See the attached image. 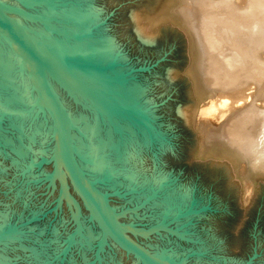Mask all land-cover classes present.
Masks as SVG:
<instances>
[{
  "label": "rangeland",
  "instance_id": "obj_1",
  "mask_svg": "<svg viewBox=\"0 0 264 264\" xmlns=\"http://www.w3.org/2000/svg\"><path fill=\"white\" fill-rule=\"evenodd\" d=\"M14 1L7 3L47 15L57 28L63 27L58 13L72 7L91 10L95 17L90 39L95 35L112 42L107 72L118 75L119 83L141 89L130 104L139 111L133 121L121 116L112 120L118 126L128 124L134 132L130 136L117 127L120 143L127 144L126 160L116 161L107 150L84 155L94 159L86 162L101 169L91 175L103 178L97 184L109 204L117 211L133 208L125 210L121 221L147 227L163 216L165 228L174 231L156 228L134 238L175 260L184 257L186 264H238L251 251L253 232L257 256L251 264H264V170L252 168L228 141L238 125L254 132L253 118L242 120V127L236 122L254 106H264V0ZM117 85L105 88L108 101H118ZM78 107L91 114L81 103ZM255 135V140L260 137ZM35 155L42 159V154ZM6 159L0 154L5 166L0 175V221L5 220V226L49 208L57 190L50 173L43 178L52 191L46 180H39L51 170L50 164L42 163L48 168L34 167L37 173L20 179ZM68 190L79 199L69 184ZM18 191L22 194L17 197ZM61 204L19 227L26 244L44 245L42 264H141L107 239L101 248L98 238L89 247L83 243L88 227L99 228L85 209L86 214L80 212L81 236H73L74 242L66 246L65 231L77 214L73 202V210L64 197ZM52 225L57 228L54 235ZM18 241L0 242L5 263L37 264Z\"/></svg>",
  "mask_w": 264,
  "mask_h": 264
},
{
  "label": "bare ground",
  "instance_id": "obj_2",
  "mask_svg": "<svg viewBox=\"0 0 264 264\" xmlns=\"http://www.w3.org/2000/svg\"><path fill=\"white\" fill-rule=\"evenodd\" d=\"M8 1L10 0H0V3L7 4ZM45 8L46 7H44V9ZM4 12L9 18H11V20H13V22L18 25V27L25 34L33 39L41 48L64 61H67L69 63L71 62L82 64L88 69V71L95 70L98 73L97 67L105 65L112 58L113 49L110 39H95V35L91 39L89 37L92 35L91 32H93L89 27L95 17L94 13L91 10L72 7L68 10L62 11L63 13H58L61 22H63V27L61 26L62 33H56L52 31L50 26L47 24V22L49 23L47 15L40 14V12H38L40 15H38L40 18V22L38 20H31L11 10H4ZM43 16L46 17L47 22L45 21ZM36 23H39L41 25ZM66 32L75 34V36L67 39L66 36L63 35L67 34ZM50 67L58 76L54 74L48 67H44L43 70L47 79L55 89L56 93H59L58 95L60 101H62L65 116L67 118L69 140L77 151V153H73L75 160L77 161V164L87 176V178L93 179L91 172H98L101 169H98L96 168V166L90 165L88 162H86L84 160L85 156L82 154V152H90L92 156L94 154L102 153L103 151L107 150L116 161L121 162L122 160L127 158V155H129V152H127V144L124 141H122L123 145L120 143V140L117 137L119 136L120 132L117 127L124 130V132L128 131L127 133L130 136L133 135L134 132L132 134L129 131L128 124L118 126L117 122L114 123L112 122V120L113 117L120 118L121 116L122 118L127 119L129 122L133 121L132 118L135 111L130 109V104H133L138 99L141 93V89L134 84H126V82H122V84L116 80L111 82L106 79L104 80L103 78L105 77L94 78L83 74V72H80L79 70H72L80 84L87 88H90L97 94V97L95 96V98L97 99L96 100L92 96L85 95L79 90L75 89L71 85L69 79L58 68H56L55 66ZM107 71L109 70L106 69L105 72ZM112 83L118 84L116 86V98L118 101H116V99L112 100H114L116 103L119 102L118 104L120 106H125L128 109L127 112L123 110L124 108L109 112L101 111L98 108L103 107V109L105 110V105L102 104V102L108 101V98L105 97L108 93H106L104 90H106L105 88ZM65 94L69 95V98H71V100L73 99V101L70 100V102L74 104L73 106L75 108H72L70 106V102L65 99ZM36 98L37 91L25 69V66L18 59L13 49L0 37V154L4 158L6 157L9 160L8 164L13 168L14 171L20 173V179H27L28 176L32 175L33 173H37L39 170L44 171V167L48 168L49 165L45 166L46 164L42 165V163H48L52 168L53 159L51 154L53 151V138L51 120L42 100H37ZM79 103L86 106L90 110L91 114L89 115L88 113L80 110V108L78 107ZM254 105L255 103L252 106ZM260 106L256 108H254V106L253 109H249L250 112L248 113V115H245L243 117L240 116L241 120H239L238 118L239 121L236 122L238 124L240 122V126L242 127V120H251L253 118V120H255V123L252 124L253 129H255L254 132L251 131L252 128L246 127V124H244L245 128H238V125L235 127V130L232 129V131H230L228 141L241 150L252 168L264 170V106ZM23 109H25V111ZM15 110L18 112H16ZM255 125L259 127L258 131L256 130ZM256 132H258V135L260 134V137L256 138L255 140ZM33 143H35L34 145H36L37 151H33V149L35 148V146H33ZM45 146H47L46 149L44 148ZM37 153L38 155L42 154V157H40L42 158L40 159L42 161L38 162L39 157L35 155ZM48 157L49 160L47 162H44L45 158ZM36 161L38 164L37 166H39L36 168L38 171H36L34 169V166L31 165V163H36ZM4 170L5 166L3 164H0V175L4 172ZM61 170L63 175L65 176L66 182H68L67 184L72 187V185L68 181L67 174L62 167ZM39 173H41V171ZM48 177L50 178L51 184L54 185V187L57 186L58 188V180L56 176L53 175V173H50ZM93 184L99 191L102 192L101 186L98 185L97 182H94ZM20 193L21 192L18 191V193H15V195L17 196ZM70 199L68 200V205L73 210L74 208L72 202L73 204H75L74 207L76 208L74 209V213L75 211L76 213H78V211L79 213L82 211L83 213H85L80 198L75 199L70 195ZM108 200L109 199L105 197V201L107 202L108 206L112 210H115L114 207L109 204ZM123 214H119L117 216L120 221L121 219H124L122 218L124 217ZM90 217L93 219L92 215ZM1 224L0 230L5 227L4 223L2 225ZM86 226H84V229H86ZM19 227L21 226L15 227L16 229L3 241H12L13 243V240H15L16 238L17 240H21L18 241L16 245L22 251L27 250L26 252H28V255L31 257V260L34 263L42 264L41 261L43 260L41 255L45 254L44 245H38V247H36L31 244H26L25 241L28 240H25L24 238L25 241H22V237L20 235L22 233L21 228L17 229ZM90 227L85 230V237L83 238V243L85 242L87 246H90L91 242L98 238V234H100L99 228V230L97 228H94V230ZM49 230L50 233L54 235V231H56L57 228L56 226L52 225ZM131 236L135 237L142 235L133 232L131 233ZM106 238L107 240L112 242L114 246H117L119 248V246L109 237ZM33 241L38 244L36 238ZM126 252L128 254H132L128 251ZM153 253L160 254L167 259L175 260L171 258L170 255H166L165 252H156L153 250ZM130 257L132 258L133 262H141L133 254L130 255ZM0 259L4 262V264H7L4 261V253L0 252ZM118 264L122 263L119 261Z\"/></svg>",
  "mask_w": 264,
  "mask_h": 264
},
{
  "label": "water",
  "instance_id": "obj_3",
  "mask_svg": "<svg viewBox=\"0 0 264 264\" xmlns=\"http://www.w3.org/2000/svg\"><path fill=\"white\" fill-rule=\"evenodd\" d=\"M23 3H28L37 0H19ZM4 10H11L25 16L31 20H40L39 13L23 10L13 4H3L0 3V37L13 49L18 59L25 66V69L37 91V100H42L51 120V129H52V138H53V151H52V168L49 171L42 173V177L40 179H44L43 175L45 173H53L58 180V188L56 190V195L53 198L52 203L49 208H46L42 213L45 215L47 212L58 210L61 206L62 198L70 199V194L68 193V184L66 182L65 176L62 173L61 167L67 174L68 181L71 183L72 187L75 190V193L79 196L83 208L87 213L92 215L93 219L89 214L87 215L89 220H92L100 229V234L98 239H96V245L98 248H101L102 244L105 243L106 237H109L113 242H115L118 246L125 249L129 253H132L135 257H137L141 264H186L184 262V257L178 259V261L164 258L160 254L153 253L149 248L144 246L142 243L137 241L131 233L135 232L141 235H145L151 231H154L156 228H162L165 230H169L165 228V224L167 221L163 220V216L155 221L153 224H150L147 227L137 226L129 221H120L117 216L119 214H123L130 209L133 211V208H119L118 211L112 210L107 202L105 201V197L107 195L106 191H99L95 186L94 182H100L103 178L98 176H94L93 179L87 178L84 172L81 170L77 161L75 160L74 154L77 153L75 147L69 140L68 129H67V118L65 116L63 104L60 101L55 89L47 79L45 72L43 70L44 67L55 66L58 68L70 81L71 85L82 92L85 95L92 96L95 98L97 94L79 83L77 77L72 72V70L83 72V74L94 77V78H103L104 80L114 81L120 80L118 75H113V73H107L104 70L108 69L112 65V59L106 63L105 65L98 66V73L95 70H89L82 64L69 63L64 61L53 54L47 52L43 48H41L33 39H31L27 34H25L18 25L9 18ZM39 15V16H38ZM46 20V17L43 16ZM48 18V17H47ZM40 22V21H39ZM50 23V22H49ZM47 24L50 26L52 31L56 33H62L61 28H56L58 26L53 25L52 23ZM67 33V32H66ZM66 38L74 37L75 34H63ZM78 36V35H77ZM52 70V69H51ZM104 71V72H103ZM52 72L56 74L53 70ZM57 75V74H56ZM100 75V76H98ZM58 76V75H57ZM121 76V75H120ZM99 80V79H96ZM106 92V91H105ZM106 97V96H105ZM108 98V97H107ZM96 99V98H95ZM97 100V99H96ZM105 105V110L103 107H98L101 111L109 112L115 111L118 109H123L125 112L128 109L125 106H120L115 101H107L102 102ZM135 113H139V111L134 107L130 106ZM83 155L86 153L83 151ZM48 158H45L44 162H47ZM84 160L88 162H92L94 159L92 157H85ZM40 159L38 160V162ZM32 166L37 168L38 164L33 162ZM26 169V168H25ZM38 180V179H36ZM35 180V181H36ZM46 180V178L44 179ZM47 185L50 187V191H52V186L49 184L48 180ZM71 200V199H70ZM72 201V200H71ZM62 205V204H61ZM75 205V204H74ZM57 208V209H56ZM68 208V206H67ZM76 208V207H75ZM69 210V209H68ZM70 215H71V211ZM189 212V209L185 212H177L172 219L176 218L179 215H184ZM76 213V211H75ZM75 217L71 216L74 222V228L71 233L67 236V244L73 242V236L76 234L77 236H81V213H76ZM34 218H40L36 215L31 214V216L27 219L21 220L17 223L7 224L2 230H0V242H4L3 240L8 237L17 227L22 226V224L30 222ZM19 229V228H18ZM172 231V230H169ZM174 232V231H172ZM252 237V245L251 251L248 253L243 260H241L238 264H251L254 258L257 256L256 250V234L251 232ZM71 240V241H70ZM70 241V242H69ZM0 264H4V262L0 259Z\"/></svg>",
  "mask_w": 264,
  "mask_h": 264
},
{
  "label": "flooded vegetation",
  "instance_id": "obj_4",
  "mask_svg": "<svg viewBox=\"0 0 264 264\" xmlns=\"http://www.w3.org/2000/svg\"><path fill=\"white\" fill-rule=\"evenodd\" d=\"M42 212H43V211H42ZM42 212H40V213L38 214V215L40 216V218H43V216H44ZM57 213H58V212H57ZM46 214H47V213H46ZM46 214H45V215H46ZM54 215H55V214H54ZM54 215H53V216H54ZM56 215H57V214H56ZM71 221H73L72 217H71ZM74 225H75V224H74ZM74 225L72 226V228H69L67 231H65V234H64L65 239H64V241L67 240V236H68L69 233L72 232V230H73V228H74ZM75 237H77L76 234L74 235V238H75ZM73 242H74V240H73ZM144 246H145V245H144ZM119 247H120V246H119ZM146 247H147V246H146ZM152 252H153V251H152ZM129 255H132V254H129ZM129 257H130V256H129ZM136 259H137V258H136Z\"/></svg>",
  "mask_w": 264,
  "mask_h": 264
}]
</instances>
